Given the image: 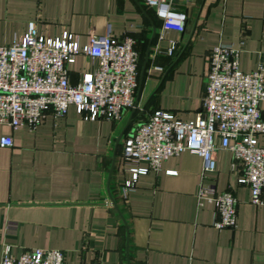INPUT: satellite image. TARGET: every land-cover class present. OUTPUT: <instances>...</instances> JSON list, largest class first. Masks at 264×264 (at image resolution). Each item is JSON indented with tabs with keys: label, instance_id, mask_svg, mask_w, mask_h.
<instances>
[{
	"label": "crops",
	"instance_id": "obj_1",
	"mask_svg": "<svg viewBox=\"0 0 264 264\" xmlns=\"http://www.w3.org/2000/svg\"><path fill=\"white\" fill-rule=\"evenodd\" d=\"M178 8L188 16L185 30L160 37L162 19L143 0H0V45L34 22L45 36L68 30L82 44L90 32L130 35L141 68L150 47L137 118L120 141L110 184L115 144L132 110L119 122L87 120L72 104L64 117L47 112L36 128L0 123V139L13 138L12 146L0 142V260L6 250L18 257L54 248L64 251L66 264H128L127 227L112 195L128 222L131 264H264V204L252 203L250 188L238 182L242 169L232 167L233 154L219 147L220 139L214 171L203 176L204 159L184 151L123 192L131 177L120 159L124 137L157 109L184 121L197 118L214 46L239 48L243 71L264 66V0H193ZM171 41L178 49L170 56ZM91 67L78 55L67 65L71 81ZM261 110L264 117V101ZM258 141L264 146V134ZM201 183L234 193L235 228L214 227L215 205L200 201Z\"/></svg>",
	"mask_w": 264,
	"mask_h": 264
},
{
	"label": "built area",
	"instance_id": "obj_2",
	"mask_svg": "<svg viewBox=\"0 0 264 264\" xmlns=\"http://www.w3.org/2000/svg\"><path fill=\"white\" fill-rule=\"evenodd\" d=\"M143 1L162 19L160 37L170 30H185L188 16L178 5L193 0ZM177 49L178 42L171 41L168 55ZM240 54V49L230 44L212 48L203 108L196 119L184 121L157 109L124 137L120 159L124 171L131 173L123 181L124 194L136 187L140 175L159 170L165 160L184 151L204 159L203 176L214 171L218 138L219 147L233 154L232 167H241L238 182L250 188L252 203L264 204V146L258 141L264 134V66L243 71ZM78 55H85L92 67L73 83L67 65ZM140 58L136 39L130 35L114 39L110 33L90 32L82 44L77 33L65 30L49 37L32 22L23 35L0 45V123L14 129L22 124L36 128L47 112L64 117L72 104L87 120L119 122L135 107ZM0 142L12 146L13 138L3 136ZM197 194L200 201L215 205L214 227H236L237 198L233 192H217L213 185L201 183ZM0 264L66 263L60 249L34 248L18 257L6 250Z\"/></svg>",
	"mask_w": 264,
	"mask_h": 264
},
{
	"label": "water",
	"instance_id": "obj_3",
	"mask_svg": "<svg viewBox=\"0 0 264 264\" xmlns=\"http://www.w3.org/2000/svg\"><path fill=\"white\" fill-rule=\"evenodd\" d=\"M156 36V29H154L153 35L151 37V42L152 40L155 38ZM149 54H150V47L148 48L147 52H146V56H145V60L143 62L142 68H141V72H140V77H139V86H138V93L136 96V102H135V107L132 109L131 114L129 116L128 121L126 122L124 128L122 129V131L120 132L116 144H115V148L113 151V158H112V163H111V167H110V171H109V184L110 181L112 179V175H113V171H114V167H115V163H116V159H117V153H118V148H119V144L120 141L122 139V137L124 136V134L128 131V129L130 128V126L134 123V121L136 120L137 116H135L136 110L139 106V100H140V92L142 89V85H143V81H144V76H145V72L147 69V65H148V59H149ZM143 112H141L142 114ZM111 195V194H110ZM111 200L113 202V204L115 205V207L118 209L126 227H127V244H126V255H127V261L128 264H131V260H130V230H129V226H128V222L124 216V214L122 213V211L120 210L118 204L116 203V201L114 200V198L111 195Z\"/></svg>",
	"mask_w": 264,
	"mask_h": 264
},
{
	"label": "trees",
	"instance_id": "obj_4",
	"mask_svg": "<svg viewBox=\"0 0 264 264\" xmlns=\"http://www.w3.org/2000/svg\"><path fill=\"white\" fill-rule=\"evenodd\" d=\"M140 69H141V63H140Z\"/></svg>",
	"mask_w": 264,
	"mask_h": 264
}]
</instances>
